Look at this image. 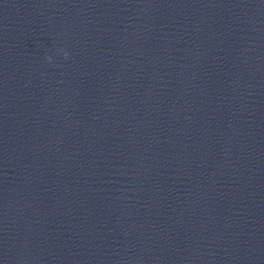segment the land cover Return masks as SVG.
<instances>
[{"label":"clouds","instance_id":"clouds-1","mask_svg":"<svg viewBox=\"0 0 264 264\" xmlns=\"http://www.w3.org/2000/svg\"><path fill=\"white\" fill-rule=\"evenodd\" d=\"M65 56H67V53H65ZM49 59H51V57H49Z\"/></svg>","mask_w":264,"mask_h":264}]
</instances>
